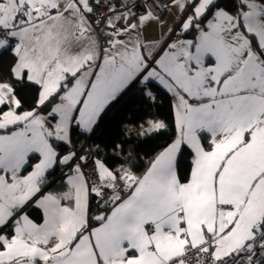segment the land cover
<instances>
[{"label": "snow or ice", "instance_id": "obj_1", "mask_svg": "<svg viewBox=\"0 0 264 264\" xmlns=\"http://www.w3.org/2000/svg\"><path fill=\"white\" fill-rule=\"evenodd\" d=\"M0 264H264V0H0Z\"/></svg>", "mask_w": 264, "mask_h": 264}, {"label": "trees", "instance_id": "obj_2", "mask_svg": "<svg viewBox=\"0 0 264 264\" xmlns=\"http://www.w3.org/2000/svg\"><path fill=\"white\" fill-rule=\"evenodd\" d=\"M153 114L159 115L161 118L167 119L169 124L172 122V110L170 105V98L165 93H160L156 102H141V93L139 89L133 90L120 104L113 110L111 116L108 118L103 129L98 134L100 138H103L113 128L115 121L123 120L127 125L128 121H133L135 124H139L145 121ZM123 127V126H122ZM133 139H136L135 133H132ZM168 138L165 136L157 137L148 145H144L145 149L151 147H158L163 144ZM99 142V140L97 141Z\"/></svg>", "mask_w": 264, "mask_h": 264}, {"label": "crops", "instance_id": "obj_3", "mask_svg": "<svg viewBox=\"0 0 264 264\" xmlns=\"http://www.w3.org/2000/svg\"><path fill=\"white\" fill-rule=\"evenodd\" d=\"M149 31H151V29L149 30ZM154 118H161L159 115H157V114H153L152 115V117H148L146 120H148V119H154ZM144 121H142L141 123H143ZM140 124V123H139ZM135 133V132H134Z\"/></svg>", "mask_w": 264, "mask_h": 264}, {"label": "rangeland", "instance_id": "obj_4", "mask_svg": "<svg viewBox=\"0 0 264 264\" xmlns=\"http://www.w3.org/2000/svg\"><path fill=\"white\" fill-rule=\"evenodd\" d=\"M150 117H152V116H150Z\"/></svg>", "mask_w": 264, "mask_h": 264}]
</instances>
